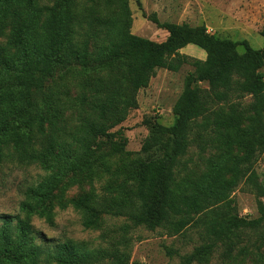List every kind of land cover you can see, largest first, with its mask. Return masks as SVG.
I'll list each match as a JSON object with an SVG mask.
<instances>
[{"label": "trees", "instance_id": "obj_1", "mask_svg": "<svg viewBox=\"0 0 264 264\" xmlns=\"http://www.w3.org/2000/svg\"><path fill=\"white\" fill-rule=\"evenodd\" d=\"M132 21L129 0H0V164L50 171L23 190L21 209L52 224L50 199L62 178L92 171L103 146L110 154L125 151L126 138L115 128L138 107L139 91L158 69L189 64L174 122L156 131L168 136L170 149L140 162L119 205L128 201L130 217L151 230L202 227L203 243L177 264L207 263L220 248L232 260L244 235L264 228V185L254 168L264 153V45L255 49L248 40L219 38L205 24L161 23L153 16L168 31L159 42L132 33ZM260 33L264 38V24ZM190 44L206 58L181 53ZM222 104L228 108L214 109ZM153 145L147 140L144 151ZM191 146L220 152L199 176L183 159ZM245 178L259 197L255 219L234 206L232 192ZM97 198L74 201L87 229H101L110 209ZM28 218L0 214V264L129 263L127 239L90 248L48 238Z\"/></svg>", "mask_w": 264, "mask_h": 264}, {"label": "rangeland", "instance_id": "obj_2", "mask_svg": "<svg viewBox=\"0 0 264 264\" xmlns=\"http://www.w3.org/2000/svg\"><path fill=\"white\" fill-rule=\"evenodd\" d=\"M129 5L133 18L131 32L154 41H163L168 36V31L153 21V16H156L161 23L205 24L208 31L217 37L248 40L255 49L264 45L260 33L264 24V0H129ZM239 50L242 52L243 47L240 46ZM181 53L200 59H205L207 55L205 50L192 44L181 49ZM71 67L78 69L79 65L73 62ZM192 70L189 64L183 65L179 71L157 70L149 86L139 91L138 107L130 110L126 120L115 128L126 138L125 151L110 154L106 150L109 146H103L92 171L64 176L50 199L52 224L37 212L29 215L21 209V202L25 200L23 190L39 183L50 171L38 165L11 160L0 164V214L29 216L35 228L48 238L73 239L86 243L90 248H109L113 243L127 239L128 264L179 263L183 255L203 243L202 227L194 223L178 234H171L165 228L151 230L130 217L128 201L127 207L119 203L125 198L124 191L132 186V177L140 162L162 156L169 145L168 136L156 134V131L158 125L168 127L173 124L174 105ZM250 99L245 98V103ZM220 106L228 108L227 104H222L214 106V109ZM156 139L160 143L156 144ZM147 140L154 143L149 152L143 149ZM219 153L215 148L202 152L191 146L183 159L189 162L193 174L199 176L207 170L208 160L217 159ZM254 168L258 181L264 185V153L258 155ZM90 194L96 199L106 200L110 206L107 213L102 214L101 229L85 228L84 213L74 206L77 198L89 197ZM232 197L236 212L241 217H259V197L247 178L232 192ZM262 232L264 228L260 232L245 234L232 260L224 259L223 248H220L211 255L209 262L194 264H264Z\"/></svg>", "mask_w": 264, "mask_h": 264}]
</instances>
